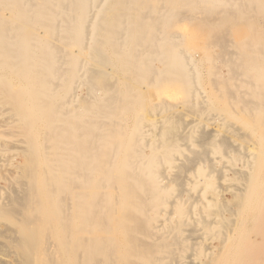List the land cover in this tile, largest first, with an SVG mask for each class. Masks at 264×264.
Here are the masks:
<instances>
[{
  "label": "bare ground",
  "instance_id": "1",
  "mask_svg": "<svg viewBox=\"0 0 264 264\" xmlns=\"http://www.w3.org/2000/svg\"><path fill=\"white\" fill-rule=\"evenodd\" d=\"M140 1L0 0V102L13 107L18 118L11 126L25 136L28 146L24 150L21 181L6 205L0 204V217L21 216L19 223L22 226L16 230L23 239L34 237L42 224L60 222L63 238L43 251L48 257L47 264H120L122 259L134 253L150 264H163L168 259L164 255L167 250L171 255L175 253L169 250L165 235L151 228V220L139 216L163 201L171 190L164 182L166 175L160 177L153 170L156 158L151 155V141H146V133L140 128L138 140L132 147L127 142L113 139L129 128L123 119L126 108L129 110L126 100L130 90L128 79L135 75L154 86L165 76L159 69L167 59L166 48L163 50L161 44L165 43L167 18L178 13L162 3L160 8L148 6L138 10ZM114 2L120 7V14L115 17L104 14L105 6L115 7ZM235 3L237 0H192V5L188 6L211 14L217 7L239 5ZM248 40L240 44L239 54L243 62L254 64L252 67L247 64L252 69L246 77L256 90L241 103L248 111L262 109L260 119L264 125V101L261 100L264 99V82H255L257 77L264 80V54L253 58V51L264 46V41H258V37ZM221 54L229 56L225 52ZM180 56L176 50L170 53V69L198 72V55L184 57L182 63L175 65ZM229 64L237 63L229 60ZM110 65L117 67L116 74H112L110 68L106 70ZM127 73L131 77L128 78ZM111 77H114L113 81ZM9 82L16 83L20 92L8 89ZM202 94L201 91H190L189 102L193 108L201 101L206 102L207 97ZM200 134L202 143L209 139V133ZM169 135L173 139H182L178 122ZM218 143L224 145L226 142L219 140ZM256 144L260 150L256 158L257 170L245 179L243 187L235 190L232 206L224 201L228 204L224 209L228 208L227 217H230L233 229L223 234V248L213 264H264V133L257 135ZM181 175L179 172L170 179L179 188L185 184ZM124 179L126 185L118 191L116 185ZM199 181L205 186L204 195L208 190L216 191L214 183L204 179ZM109 188L117 194L109 195ZM223 193L224 190H217V199L221 200ZM205 198L208 200L207 196ZM209 204L213 202L209 201ZM178 207L182 208V204L178 203ZM107 211L111 212L110 217L105 216ZM202 220V224L209 222L203 217ZM186 224L193 225L191 221ZM112 226L122 231V237H130L128 249L118 255L121 236ZM97 229L103 235L93 236ZM81 232L88 236H80L83 243L78 251L75 242ZM182 240L185 239L175 235L170 245H179ZM100 245L109 248L104 259L99 258L96 249ZM211 256L212 252L205 254L209 261L213 259ZM30 262L35 264L33 258ZM0 264L13 263L3 258Z\"/></svg>",
  "mask_w": 264,
  "mask_h": 264
},
{
  "label": "rangeland",
  "instance_id": "2",
  "mask_svg": "<svg viewBox=\"0 0 264 264\" xmlns=\"http://www.w3.org/2000/svg\"><path fill=\"white\" fill-rule=\"evenodd\" d=\"M256 1L237 0L235 4L239 5L233 4L227 7H217L211 13L212 15L206 14V11L200 12L203 10L199 8L194 9L193 7H189L188 5H192V0H188L187 2L183 0H141L138 4V10H143L148 6L160 8L164 5L172 11L175 10L178 12L167 18L166 25L168 26L166 29L168 28V30L166 31L164 41L167 43H164L165 45L163 43L161 44L163 50L166 48L165 54L167 53V57L165 58L167 59L159 69L162 72L164 71L165 76L157 85L152 86L146 81L137 79L135 75L131 77L127 73V77H131L127 82L130 90L126 97L129 110L126 108L127 111L123 115V119L129 128L124 134L115 135L113 138L114 140L117 139L127 142V145L132 147L138 140L137 132L142 129L146 133V141H151L150 148L153 150L150 153L156 158V164L153 170L160 177H165L166 175L167 180L164 182L171 187V193L166 194L163 201L155 204V206L153 205L154 208L151 207L149 210L146 209V211L139 213L140 218L144 217L151 220V228L165 235V242L170 246L169 250L171 249L175 252L171 255L167 250L164 255L168 259L163 264H213L215 257L221 254L223 234L233 229L230 217H227L229 216L227 212L228 208H224L228 204L231 206L234 204L235 201L232 199V196L235 190L243 187L245 179L257 170L256 158L260 150H258L259 146L256 144V140L257 135L259 136V134L264 133V125L261 120L263 110L248 111L241 103L244 97L249 99L254 94L256 88L246 77V73L252 69L251 67L254 64L252 62H243L239 54L240 44L248 42L249 38L258 37V41H264V0ZM175 2L179 5H176ZM160 3L163 5H160ZM242 4L245 7L247 6L245 8L246 10L243 9L244 5ZM238 6L243 8H239ZM120 12V7L117 5L115 7H109L108 4L104 9V14L114 17L119 15ZM180 15H184V17H180ZM209 25L211 29H209ZM213 28L215 32L212 30ZM220 36L223 38H220ZM224 39L228 41L226 44ZM174 47H176L174 50L181 55L175 60V65L182 63L184 57H189L190 55H198L200 57L197 73H190L188 71L189 69H187L186 75V72L179 71L177 68L172 67L170 69L169 64L172 59L170 58V53L174 51L172 50ZM177 47H180L179 50ZM73 50H77V48H73ZM234 50L239 52H234ZM221 52H225L229 56L223 57ZM253 53V58L254 56L257 57L264 54V46H260ZM229 60L237 64L231 65L229 64ZM109 68L112 70V74H116L118 71L116 66L110 65L106 70ZM237 71L241 74H238ZM230 73L234 74V76ZM113 80L114 77H111V81ZM255 82L256 84H261L264 80L263 78L257 77ZM149 86L152 88H149ZM7 88L20 92L19 86L13 82L7 83ZM4 89L5 87L2 88V90ZM190 91L195 93L201 91L203 93L202 96L207 97L205 99L206 102L202 103L201 101L196 108H193L194 106L192 107L189 102ZM239 93L243 96H232L233 94L236 95ZM261 100L264 101V99ZM17 118L18 116L13 111L11 105L7 102H0V204L3 206L6 205L8 198L15 193V190L19 186L18 183L21 181L20 170L24 166V150L28 148L25 136L11 126L14 119ZM128 122H132V124ZM177 122L179 124V130L183 135L181 140L178 138L173 139L169 135L177 125ZM133 132L136 133V136L133 135ZM203 132L210 134L209 139L207 141L205 140L204 143H202L203 138H201L200 134ZM219 140H225L226 143L221 145L218 143ZM128 158L130 156H127ZM167 159L170 161H167ZM179 172L182 173V181L184 180L185 182L182 188L174 186V183L170 182V179H173V176ZM198 179H204L214 183L216 191L208 190L204 195L203 191L205 186ZM121 181L116 185L118 191L126 185L125 179ZM217 190H224L221 200L217 199ZM107 191L109 195L117 194V191L113 188H109ZM186 196L191 198L187 199ZM205 196H207L211 203L213 202L212 205H208L209 201ZM224 201L225 203L228 202V204H225ZM178 203L182 204V208L178 207ZM222 215H224V219ZM105 216L110 217L111 212H105ZM201 216L209 222L202 224L203 220ZM19 218H21L19 215L14 217H0V259L4 258L13 264H32L30 261L33 258L35 264H40V262L47 264L48 257L44 255L43 251L50 244H58L63 238L60 222L53 221L49 224H42L38 226V231L34 237L31 236L29 239L25 236V239H23V235L16 230L22 226L19 223ZM186 221H191L193 225L186 224ZM112 227L113 231H119L116 227ZM95 231L97 232H94L93 236L103 235V232L100 233L98 229ZM121 232H118L119 236H121V241L118 243L117 255L127 250L128 245H130V237H122ZM175 235H179L185 240H182L179 245H170ZM80 236H88V234L81 232L77 235L78 239L75 243L78 251L81 243H83ZM104 247L101 245L96 247L99 251V258L101 259H104L109 249L108 247ZM209 252H212V261H209L205 257V254ZM131 262L132 264H150L136 253L130 254L122 259L120 264H131Z\"/></svg>",
  "mask_w": 264,
  "mask_h": 264
}]
</instances>
